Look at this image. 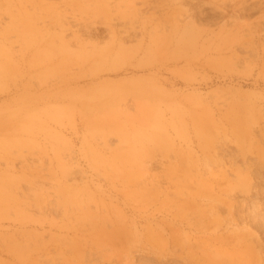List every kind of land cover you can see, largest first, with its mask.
<instances>
[{"label": "rangeland", "instance_id": "374dc122", "mask_svg": "<svg viewBox=\"0 0 264 264\" xmlns=\"http://www.w3.org/2000/svg\"><path fill=\"white\" fill-rule=\"evenodd\" d=\"M0 264H264V0H0Z\"/></svg>", "mask_w": 264, "mask_h": 264}, {"label": "bare ground", "instance_id": "6f19581e", "mask_svg": "<svg viewBox=\"0 0 264 264\" xmlns=\"http://www.w3.org/2000/svg\"><path fill=\"white\" fill-rule=\"evenodd\" d=\"M22 21V20H21ZM60 23V22H59ZM63 24H65V23H62L61 22V26L63 25ZM66 25V24H65ZM88 25V24H87ZM32 26H34V25H32ZM60 26V25H59ZM89 26H84V27H76V29H75V32H73L72 33V35H73V37H79V36H82L81 35V33H86L87 32V28H88ZM29 28H31V27H28V29ZM33 29V28H32ZM35 29V28H34ZM39 30V29H38ZM22 31H23V29H22ZM31 33H32V31H30ZM43 32V31H42ZM41 32V33H42ZM29 34V33H28ZM15 44V43H14ZM238 127V126H237ZM197 132H198V134H201V135H204L205 134V132H204V128L203 127H201V126H199L198 127V129H197ZM205 139H207L206 137H204ZM65 157V156H64ZM66 158V157H65ZM64 168H65V171H64V173H65V175L67 176V175H72L73 173H78V172H72L71 171V165H72V161H71V159H69V158H67V159H65L64 160ZM229 175V174H228ZM237 177V176H236ZM72 179V176H70V177H67V179ZM238 178V177H237ZM239 179V183H240V185H241V188L242 189H245V188H247V185H248V183H247V180L245 179V178H238ZM62 193V194H61ZM61 195H59L58 197H56L55 199V201L57 202L58 200H62V198L63 197H65V196H69V193H71V187H70V185H68V184H65L64 185V188H63V191H61ZM68 200L67 199V197L66 198H64V200H62L61 202H64V203H61V205H63V209L62 210H64L65 209V203H67V202H70V200H68V201H66V200ZM74 203V202H73ZM53 204H56V203H53ZM70 204H72V203H69V205ZM235 231V230H234Z\"/></svg>", "mask_w": 264, "mask_h": 264}]
</instances>
